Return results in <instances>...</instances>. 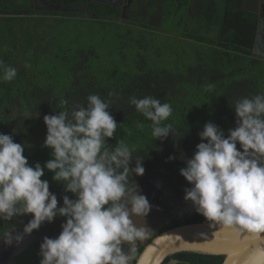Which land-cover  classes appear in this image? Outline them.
Returning <instances> with one entry per match:
<instances>
[{"label":"trees","instance_id":"16d2710c","mask_svg":"<svg viewBox=\"0 0 264 264\" xmlns=\"http://www.w3.org/2000/svg\"><path fill=\"white\" fill-rule=\"evenodd\" d=\"M57 1L48 0L51 4ZM81 1L62 3L72 8ZM120 12L119 6L98 0H88L84 11L53 12L34 11L32 0H0V60L18 69L14 80H0V133L15 136L16 143L24 142L23 154L29 164L43 167L51 158V149L43 146L47 134L43 117L70 112L76 105L86 107L87 97L97 94L111 101L109 111L118 124L107 143L114 148L123 140L135 149L134 154L143 157L145 172L173 174L182 183L180 169L201 142L198 134L205 123L213 122L227 137L228 130L236 126L235 102L264 94V54L254 50L257 14L242 8L239 0H143L132 3L127 18H121ZM169 13L174 14L179 29L160 32L177 35L182 41L179 55L186 54L185 50L193 52L194 62L169 61L170 41L154 43L158 26ZM96 32L97 40L85 36ZM110 37L119 42L127 39L126 48L135 61L130 59L126 65L122 59L120 63L103 62L101 42ZM109 92L115 95L109 97ZM149 95L173 108L164 122L172 125L173 134L163 141L155 140L152 122L129 103L132 96ZM137 124H143V129ZM170 156L175 159L169 160ZM44 171L42 180L62 185L52 179V172ZM65 221L58 216L34 230L32 234L40 239L16 255L15 263L39 264L30 254L39 253L45 236L57 237ZM200 221L207 220L195 213L164 225L158 232ZM16 223L0 222V235L21 230L23 224L19 227ZM170 260L176 264H221L223 256L182 251L163 264Z\"/></svg>","mask_w":264,"mask_h":264},{"label":"clouds","instance_id":"9594fccd","mask_svg":"<svg viewBox=\"0 0 264 264\" xmlns=\"http://www.w3.org/2000/svg\"><path fill=\"white\" fill-rule=\"evenodd\" d=\"M17 74V68L0 60V80L10 82ZM129 103L152 122L155 140L173 134L172 125L164 123L173 113L169 103L150 95L132 96ZM232 108L236 126L227 137L213 122H206L199 132L201 142L180 169L191 185L184 199L210 227L260 237L264 234V94L243 97ZM109 109L110 100L92 94L86 107L76 105L70 112L45 115L43 146L51 149V158L43 167L29 164L23 154L27 145L0 133V221L31 216L21 230L0 235L5 246H18L25 236L59 216L66 218L62 231L55 238H43L39 264H131L133 249L150 231L146 224L137 226L132 217L143 220L153 206L133 182L134 175L145 172L143 157L123 140L114 148L107 143L118 127ZM45 168L74 199L65 195L58 207L49 182L41 179ZM246 264H264V249H257Z\"/></svg>","mask_w":264,"mask_h":264},{"label":"water","instance_id":"95a60500","mask_svg":"<svg viewBox=\"0 0 264 264\" xmlns=\"http://www.w3.org/2000/svg\"><path fill=\"white\" fill-rule=\"evenodd\" d=\"M33 2L35 10L49 12L84 11L87 0H82L80 6L72 8L65 7L62 4V0H59L56 5L49 4L45 0H33ZM242 8L248 9L245 7ZM249 10L257 13L259 24L261 20L260 14L252 8ZM256 45L257 39L255 47ZM171 209L173 211V208ZM174 211L175 213L173 215L164 216L163 219L158 218L155 224L148 227L150 230L149 234L141 241V250H137L138 254L133 264H163L171 255L182 251L222 255L223 261L221 264H246L248 257L257 249H264V234L258 237L247 232L224 228L219 225L210 227L208 221L179 224L158 232L164 225H168L174 220L183 221L186 217L191 216L193 212L185 208L181 210L179 206H176ZM153 233L155 235L148 240V236ZM27 237L28 243L22 249L3 252L0 260H14V256L19 251H23L29 244L40 239V236L33 234ZM171 262H176V260H170L166 264H170Z\"/></svg>","mask_w":264,"mask_h":264},{"label":"rangeland","instance_id":"374dc122","mask_svg":"<svg viewBox=\"0 0 264 264\" xmlns=\"http://www.w3.org/2000/svg\"><path fill=\"white\" fill-rule=\"evenodd\" d=\"M123 1V0H122ZM134 1H143V0H127V9L129 7H131L132 3ZM140 4V3H139ZM123 17L127 18V15L125 14V8L123 9ZM173 13H169V16L167 18H165L162 22V25L158 26V32H157V35H155V40L154 43L156 44V42H169L171 43L172 46H169L170 49L167 51L166 53V58H170V60H175L177 59V63L179 62V59L180 60H183V59H190V61H193L195 60V57H194V54L193 52H187V50H185L186 54L182 53L179 55V53L182 51L180 48L182 46V41L178 40V36L175 35V34H169V33H163V32H160L162 30H167V31H173L176 32L177 29H179V26L177 24V19L174 18V14L172 15ZM191 26V25H190ZM179 32V31H178ZM98 33H87L85 34V36H91L93 37L95 40L96 39V35ZM98 36V35H97ZM145 38H149V36H145ZM148 43H150V38L146 40ZM168 43V44H170ZM104 44V45H103ZM126 44V45H125ZM166 44V43H165ZM163 44V46L165 45ZM167 44V45H168ZM101 45L100 48L101 51H100V58L102 59L103 62L105 61H113V60H117L121 61V59L125 62V65L127 64V61H130V59L134 62L135 61V56L133 54H131V52H129V48H126L127 47V39H125L123 42H119L117 39L113 38V37H110L108 38V40H106L105 42H101ZM184 45V44H183ZM122 46V48H120ZM124 46V47H123ZM185 46V45H184ZM186 47V46H185ZM190 47V46H188ZM186 47V48H188ZM120 48V49H119ZM150 53L152 54L153 51L152 50H149ZM148 51V52H149ZM171 53V54H168ZM120 58V59H119ZM134 64V63H133ZM14 134V132H13ZM13 138L15 139L16 137L13 136ZM35 138L33 137V140ZM21 144H25L24 142H21ZM134 166V162H133V165ZM157 171V170H156ZM156 171H153L156 173ZM171 174V173H170ZM173 176V174H171ZM135 176V175H134ZM156 175L155 174H149L148 176V179L149 180H152ZM139 178V176H138ZM134 180V179H133ZM49 182V190L50 192L54 193L56 196H57V200H58V207H61L63 206V196L65 195H68L69 198L71 199V196L73 195L72 193L70 192H65L64 190V187L62 185H59V184H56L52 181H48ZM154 182V181H153ZM183 186L185 185H189L188 182L185 180V178L183 179L182 183ZM151 204V203H150ZM153 208V207H152ZM160 217V215H159ZM158 216H155L154 218H156L154 221L156 223L157 219L159 218ZM31 219V216L28 215V216H23V217H19L18 219H14L15 221H17V226L21 227L22 224H26L28 222V220ZM160 219V218H159ZM132 220L135 224H137V222H139V219L135 216L132 217ZM2 222V221H0ZM26 222V223H25ZM153 225V224H152ZM139 226V225H138ZM11 231V230H10ZM34 235V234H33ZM35 242V241H34ZM0 258H1V255L3 252H12V251H15V250H20L22 249V247H24V245H26L28 243V237L25 236L22 243L19 244L18 246L14 243L12 246H5L4 243L2 241H0ZM30 245V244H29ZM28 245V246H29ZM2 246V247H1ZM27 246V247H28ZM27 247H25L23 250L27 249ZM21 251H19L20 253ZM19 253H17L16 255H18ZM15 255V256H16ZM14 256V257H15ZM30 257L33 259V260H36V261H40L41 257L39 256V253L37 254H30ZM0 264H16L15 263V260H11V259H7V260H0ZM170 264H176V262H171Z\"/></svg>","mask_w":264,"mask_h":264},{"label":"flooded vegetation","instance_id":"af4514ba","mask_svg":"<svg viewBox=\"0 0 264 264\" xmlns=\"http://www.w3.org/2000/svg\"><path fill=\"white\" fill-rule=\"evenodd\" d=\"M48 2V0H45ZM59 1V0H58ZM58 1L54 4L56 5ZM88 1V0H87ZM101 2H105L111 5L119 6L121 12H124L123 9L125 8V14L127 15V0H98ZM264 1V0H263ZM247 2V3H246ZM43 3V2H42ZM51 4L50 2H48ZM63 4V3H62ZM239 4L245 8L248 9H255L253 4V0H239ZM32 5H33V10L37 12H49V11H41V10H35L34 8V2L32 0ZM261 13L264 15V8L261 9ZM258 37H257V45L254 48V50L261 51V53L264 54V23L262 26H259L258 28ZM155 174L156 176L152 179L149 180L148 176L149 174ZM133 182L135 181L136 185L139 186V190L141 191L142 194L146 195L147 199L153 206L152 210L148 214L147 217H145L143 220L139 217V222H137V226L146 224L147 227H150L152 224H155V216L160 215V219H163L164 216L168 215H173L175 213V208L176 206H179L181 210L187 209V210H192V215L197 213L195 211V208L191 204L190 201H185L184 196H185V189L191 187L190 185L183 186V184L177 182L171 175L165 174L161 171H149V172H144L142 176H133ZM154 181V182H153ZM177 205H176V204ZM173 208V211L172 209ZM7 232V231H6ZM155 233L150 234L148 236V240L151 239ZM145 239V238H144ZM141 244V242H140ZM142 244L140 245V248L138 251L141 250ZM137 253L132 257V259L136 257ZM132 262V261H131Z\"/></svg>","mask_w":264,"mask_h":264},{"label":"crops","instance_id":"0c3cea01","mask_svg":"<svg viewBox=\"0 0 264 264\" xmlns=\"http://www.w3.org/2000/svg\"><path fill=\"white\" fill-rule=\"evenodd\" d=\"M245 1H247V0H245ZM253 4H255L254 5L255 9H253V8L252 9L256 10V12H258V14H260V17H261L260 23L257 24V28H258L259 26H262V24L264 23V15L261 13V9L264 8V1L263 0H253ZM241 7H243V6H241ZM252 12H254V11H252ZM120 15H121V18H125V17H123V12H120ZM257 18H258V15H257ZM140 242H138L137 245L135 246V248L133 249V251L131 253L132 256H134L136 254V251L138 250L139 245H141ZM125 251H127V247H125Z\"/></svg>","mask_w":264,"mask_h":264}]
</instances>
